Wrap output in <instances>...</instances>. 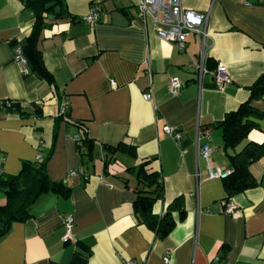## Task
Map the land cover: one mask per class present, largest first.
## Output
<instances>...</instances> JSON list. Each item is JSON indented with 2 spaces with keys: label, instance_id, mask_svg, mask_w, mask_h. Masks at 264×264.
<instances>
[{
  "label": "crops",
  "instance_id": "obj_1",
  "mask_svg": "<svg viewBox=\"0 0 264 264\" xmlns=\"http://www.w3.org/2000/svg\"><path fill=\"white\" fill-rule=\"evenodd\" d=\"M179 1L208 16L206 63L226 66L232 83L223 90L211 77L200 85L189 68L199 59V38L190 35L184 50L162 40L150 19L138 17L137 0H65L81 21L55 24L38 45L55 92L37 76L25 77L14 58L13 44L32 32L33 13L20 0H0V103L19 102L24 110L38 105L43 113L22 118L0 108L1 170L17 175L22 162L52 152L49 179L68 190L41 196L31 219L0 239V264H72L76 253L86 264H264V157L249 168L256 186L227 202L224 180L209 179L196 147L199 129L211 127L212 164L230 168L222 131L213 124L245 103L249 87L264 75V0ZM95 3L99 20L82 21ZM174 78L184 84L177 96L168 91ZM253 105L264 113V101ZM256 123L237 151L248 142L264 143V116ZM120 143L134 146L135 156L106 148ZM142 160H152L164 189L153 213L163 217L177 199L185 212L182 221L180 210L173 212L176 226L163 240L134 212ZM69 171L78 176L65 181ZM5 203L0 191V206ZM226 203L237 210L226 213ZM68 214L75 228L65 243Z\"/></svg>",
  "mask_w": 264,
  "mask_h": 264
},
{
  "label": "trees",
  "instance_id": "obj_2",
  "mask_svg": "<svg viewBox=\"0 0 264 264\" xmlns=\"http://www.w3.org/2000/svg\"><path fill=\"white\" fill-rule=\"evenodd\" d=\"M20 1L25 9L33 13L35 20L30 36L13 44V47L19 44L23 48L28 69V74L24 76L35 75L51 85L56 92L53 76L45 67L43 54L38 47L41 33L52 29L59 22L68 20L79 22L81 19L69 12L65 0ZM206 66L209 71H214L216 62L211 63L208 60ZM248 90L250 97L245 103L241 104L236 111L227 113L223 120L213 124L222 131L223 150L228 153L230 163V176L224 180L227 202L230 198L256 186L249 168L264 157V143L248 142L241 151H237V148L248 139L251 131L258 128L256 119L264 116V113L253 105L255 101H264V75L260 76ZM0 108L4 109L7 114L18 115L22 118L43 116L42 108L38 105H31L30 110H24L19 102L4 101L0 103ZM62 118L63 116H59L57 121ZM210 129L211 127H207L203 131L209 132ZM56 134L55 130V137ZM82 142L87 144L90 141L85 139ZM106 148L112 154L122 153L131 157L136 154L135 147L126 143ZM51 153L41 161L22 162L21 170L17 175H6L0 172V191L6 197V203L0 206V239L10 232L15 223H25L31 219V208L41 196L47 193L68 194L67 187L63 183H55L49 179L47 163ZM135 177L138 187L135 190L137 198L134 202V212L143 224L155 232L159 240H163L176 226L172 217L174 211L180 210V220L185 219V212L181 207L179 208L180 199L168 207L163 217L156 216L153 213V207L155 203L163 199L164 189L160 174L152 167V160H142ZM74 257L72 264H86L84 259L79 258L78 253Z\"/></svg>",
  "mask_w": 264,
  "mask_h": 264
},
{
  "label": "built area",
  "instance_id": "obj_3",
  "mask_svg": "<svg viewBox=\"0 0 264 264\" xmlns=\"http://www.w3.org/2000/svg\"><path fill=\"white\" fill-rule=\"evenodd\" d=\"M136 9L138 17L144 22L150 19L154 23L155 33L162 40L173 44L179 50L186 48L187 39L190 35H196L199 38L200 54L199 59L189 66L190 70L196 72L198 83L201 85L204 78L211 77L218 90H223L226 86L232 83V79L228 74L226 66L221 62H216V69L209 71L205 67L206 63V49H207V19L205 14H199L191 10H186L182 7L179 0H137ZM101 7L95 3L91 6L89 13L82 18V21L89 24H95L99 20ZM15 61L21 67L23 75L28 74L26 67V59L23 54V48L21 45L16 44L13 48ZM146 73L151 78V71L147 68ZM114 85V82H111ZM184 84L179 79H172L169 83L168 91L172 96H177ZM144 99L151 101L152 90L144 93ZM68 103L64 101L61 107V113L64 114L67 111ZM164 132L172 136L175 140H179V135L174 133V129L166 127ZM210 132H202L199 129L198 137L196 141L198 157L205 161L206 169L209 179L225 180L230 176L231 170L223 169L219 166H213L211 161L212 149L210 147ZM42 155H37V160H41ZM0 161V172H1ZM78 176L77 171H69L65 177V181ZM197 177L199 174L197 173ZM225 212L230 214L237 210V207L232 203H226ZM64 229L63 241L69 242L72 240L75 221L74 217L70 214L64 217ZM164 262H169V256L164 257ZM124 264H136L134 261H125Z\"/></svg>",
  "mask_w": 264,
  "mask_h": 264
},
{
  "label": "water",
  "instance_id": "obj_4",
  "mask_svg": "<svg viewBox=\"0 0 264 264\" xmlns=\"http://www.w3.org/2000/svg\"><path fill=\"white\" fill-rule=\"evenodd\" d=\"M50 19H52V17H50ZM212 81H213V79H212Z\"/></svg>",
  "mask_w": 264,
  "mask_h": 264
}]
</instances>
